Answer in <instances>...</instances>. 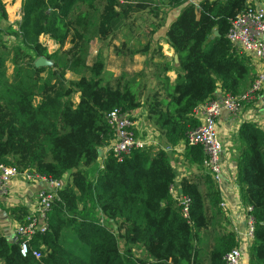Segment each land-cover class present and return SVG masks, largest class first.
I'll return each instance as SVG.
<instances>
[{
    "label": "trees",
    "instance_id": "obj_1",
    "mask_svg": "<svg viewBox=\"0 0 264 264\" xmlns=\"http://www.w3.org/2000/svg\"><path fill=\"white\" fill-rule=\"evenodd\" d=\"M134 1L23 0L17 28L0 26V164L69 178L56 191L47 231L29 241L27 256L20 253L19 237L0 232V264H225L224 256L239 247L238 235L224 228L221 193L204 168V150L188 139L201 124L196 109L219 90L240 97L254 81L250 58L233 50L227 36L232 21L255 4L187 3L167 31L177 64L156 62L161 47L147 46L139 51L151 56L142 71L106 80L102 53L89 61L93 41L112 45L142 10H149L153 33L161 27L163 13L152 0ZM170 4L180 6L181 0ZM41 36L59 49L49 52ZM113 48L121 53L126 45ZM40 59L45 63L38 66ZM173 68L177 78L171 83L167 73ZM114 109L131 116L144 109L166 145L186 146L182 162L197 170L178 188L191 200L188 219L170 192L176 173L164 150H137L123 162L108 152L99 165L114 140L107 123ZM236 144L240 203L252 208L255 222L249 264H264V131L244 122ZM8 213L23 225L31 210L18 205Z\"/></svg>",
    "mask_w": 264,
    "mask_h": 264
},
{
    "label": "built area",
    "instance_id": "obj_2",
    "mask_svg": "<svg viewBox=\"0 0 264 264\" xmlns=\"http://www.w3.org/2000/svg\"><path fill=\"white\" fill-rule=\"evenodd\" d=\"M227 37L233 50L241 54L251 55L256 59L257 73L254 81L240 97L225 95L223 101L215 99L196 109L195 115L201 124L198 129L189 134L188 139L189 145L203 148L205 154L204 168L210 172L219 188L225 183V171L222 162L224 145L218 133V119L224 113L233 115L240 111L243 105L254 103L264 90V3L260 6L249 7L248 10L233 20ZM107 123L115 133L114 142L110 145L107 153L110 152L118 162H123L126 157L137 150L162 149L168 154L182 157L185 153L186 146L184 144L169 147L162 142L156 130L140 131L137 129L133 116L123 113L121 109L111 111L107 116ZM234 167L236 168V165ZM21 174L27 181H41L45 187L38 192L37 204L31 211V215L28 216L23 225L17 224L15 228V235L21 239L20 253L25 257L30 252L29 241L36 235L47 231V213L51 210L56 191L64 188L69 178L53 180L35 174L20 173L16 167L0 164V193L8 194L13 179ZM235 181L238 185L237 175ZM170 192L182 206L184 218L188 219L191 200L187 196H182L175 184ZM238 199L240 200L239 196ZM225 205L226 203L221 202V208ZM244 210L246 213L245 231L241 236L237 233L238 231H233L238 235L239 247L224 256L225 264H242L243 255L254 239L255 222L251 216L252 208L248 207ZM33 255L37 258L40 257L37 251L33 252Z\"/></svg>",
    "mask_w": 264,
    "mask_h": 264
},
{
    "label": "crops",
    "instance_id": "obj_3",
    "mask_svg": "<svg viewBox=\"0 0 264 264\" xmlns=\"http://www.w3.org/2000/svg\"><path fill=\"white\" fill-rule=\"evenodd\" d=\"M125 3H130L136 5L134 0H125ZM149 1V0H146ZM171 0H152L163 13V21L161 23V27L155 32L153 19L149 13V10H142L135 15V23L130 25V27L124 28L119 32L117 38L113 41L112 45L108 46V57L110 61H113L112 58L116 57L118 60L124 62H145L149 59L150 53L146 52L139 53L144 47L147 46H159L161 47V55L162 58L159 59L155 57V61L166 62L173 65V63L177 64L175 57L176 54L172 47L168 44L167 41V31L172 23L176 20V18L180 15L181 10L184 5L187 3H192L198 6L199 2L202 0H181V5L174 7L170 4ZM226 1V0H220ZM124 2V0H122ZM249 3H254L257 6L262 5L263 3L259 0H248ZM22 3L23 0H0V26L1 28H9L13 27L14 29L22 21ZM142 3H145L144 1ZM154 5L152 4V9ZM5 12L7 14V18L3 19L2 13ZM218 32V31H215ZM6 39H9L7 37ZM118 40H121L120 43ZM40 42L43 43L49 50V52H55L59 49V46L51 40L49 37L41 36ZM99 40H95L91 43L90 51H89V61L93 60L96 56H98L100 47L105 46ZM126 45L124 52L117 53L115 52L113 47L118 48L120 51L121 47ZM102 49V48H101ZM131 52H137L131 54ZM246 55V54H244ZM178 56V55H177ZM250 58L251 63L254 65L255 74L257 73V61L251 55H246ZM12 67L9 70V73L12 74ZM143 69L142 66L139 67V71H135L139 73ZM109 70L108 66L106 71ZM110 71V70H109ZM135 73V74H136ZM254 74V76H255ZM69 75V74H68ZM74 75V74H73ZM114 76H117L114 74ZM167 77L169 78L171 83H174L177 78V73L173 68L170 72L167 73ZM69 78V77H68ZM79 78L75 79L78 80ZM74 80V79H73ZM225 93L219 90L216 93L215 99L219 101H223L225 98ZM76 103L79 101L78 95L75 98ZM133 118L137 124V129L140 131H148L155 130L151 125L146 121V113L144 109H141L139 112L135 111L133 113ZM143 121H146V125H143ZM244 122H252L255 123L259 128L263 129L264 127V90L261 92L259 97L254 103H250L247 105H243L235 114L224 113L218 119V133L219 137L224 145V152L222 157L223 168L225 171V183L219 188L221 193L222 202L226 203L225 207L222 208L224 213V228L227 231H238L239 236H241L245 231V210L241 206L239 196V187L236 184V168L235 166V157L237 150V134L241 125ZM139 131V132H140ZM264 131V130H263ZM161 139V137H160ZM164 144L165 141L161 139ZM107 148L103 149V154L107 153ZM154 150V149H152ZM175 173L176 180L175 186L177 189L180 186V182L184 177H188L191 174L197 173L195 167H190L188 165L183 164V157L176 156L174 154H169ZM44 184L41 181H27L25 177L21 174L15 177L11 183L9 193L3 195L0 193V232L5 234L7 237L14 238L15 237V228L17 223L13 221L11 216L8 213V210L12 207L22 205L27 207L29 210H33L37 204V194L39 191L43 190ZM249 264V252L245 251L243 255V263Z\"/></svg>",
    "mask_w": 264,
    "mask_h": 264
},
{
    "label": "rangeland",
    "instance_id": "obj_4",
    "mask_svg": "<svg viewBox=\"0 0 264 264\" xmlns=\"http://www.w3.org/2000/svg\"><path fill=\"white\" fill-rule=\"evenodd\" d=\"M121 40H118V42L120 43ZM105 46H101L99 51L102 53L103 55V58L108 66V69L110 70H107L104 77L106 80H112L113 77L114 78H117V77H120L121 75H125V74H128L130 77H134L135 75V71H139V67L142 66V64H144L143 62L141 61H137V62H134V61H131V62H124V61H121V60H118V58L114 57L112 58L113 61H110L109 60V57H108V47L106 46V44H104ZM102 48V49H101ZM114 74H116L117 76H114ZM69 79H77L79 78L78 76L76 75H73V74H69L68 75ZM77 97V95H75L74 99ZM141 110V109H140ZM140 110H136V111H140ZM146 113V112H145ZM147 123L146 121H143V125L145 126ZM114 142V141H112ZM112 142L110 143V145H112ZM110 145L108 146L107 150L110 149ZM103 151V150H102ZM103 153V152H102ZM104 159V156H101L100 158V161H99V165L101 166L102 164V161ZM68 178V177H67ZM122 248V246H121ZM248 252L251 253V249H247ZM136 253L138 256H141L143 255V251L139 248H136Z\"/></svg>",
    "mask_w": 264,
    "mask_h": 264
},
{
    "label": "water",
    "instance_id": "obj_5",
    "mask_svg": "<svg viewBox=\"0 0 264 264\" xmlns=\"http://www.w3.org/2000/svg\"><path fill=\"white\" fill-rule=\"evenodd\" d=\"M218 36H219V33H218V32H214L213 37H218ZM175 60H176V62L178 63V56H177V55H176V57H175ZM44 63H45L44 59H40V60L37 62V65H38V66H41V65H44Z\"/></svg>",
    "mask_w": 264,
    "mask_h": 264
}]
</instances>
